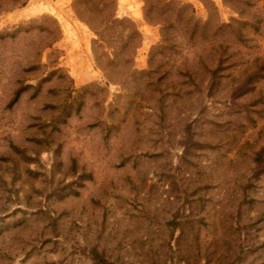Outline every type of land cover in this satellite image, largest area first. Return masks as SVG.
<instances>
[{"label": "rangeland", "instance_id": "374dc122", "mask_svg": "<svg viewBox=\"0 0 264 264\" xmlns=\"http://www.w3.org/2000/svg\"><path fill=\"white\" fill-rule=\"evenodd\" d=\"M177 1L0 0V264H264V0Z\"/></svg>", "mask_w": 264, "mask_h": 264}, {"label": "trees", "instance_id": "16d2710c", "mask_svg": "<svg viewBox=\"0 0 264 264\" xmlns=\"http://www.w3.org/2000/svg\"><path fill=\"white\" fill-rule=\"evenodd\" d=\"M89 0H87L88 2ZM116 0H113L115 2ZM148 3V7H146V19L150 23H155V24H161L162 25V33L164 38L168 36V31L172 28H175V22L178 23H186L188 30H191V36L194 35L196 32V27L199 26V23L195 20V17L192 13L190 16H184L187 8L189 7L187 4H184L180 1L177 0H160V7H152L150 0H146ZM84 9L82 12H92L91 10ZM80 17L100 36L99 40L104 41L106 36H105V31L107 28L102 27V23L99 22V20L96 17H93L92 15L90 16H82V12L78 11ZM95 18V19H94ZM109 21H111L112 25L109 26V28H116L122 26L124 23L129 22L130 23V32L128 34V39H130V42H133V46L137 47L138 43L141 41V35L139 33V30L136 26V24L129 18L124 17V18H119L116 17L114 13L111 14V16L108 18ZM225 26H230L228 25H223L221 24L220 26L218 25L216 28V32L222 31V28ZM108 28V29H109ZM121 32V31H120ZM239 35V34H238ZM237 35V36H238ZM111 36V35H110ZM127 41V40H126ZM127 60V59H126ZM260 70L264 72V59L262 60L261 63H259Z\"/></svg>", "mask_w": 264, "mask_h": 264}]
</instances>
